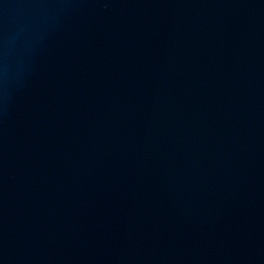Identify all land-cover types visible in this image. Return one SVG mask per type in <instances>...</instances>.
<instances>
[{"label":"water","instance_id":"water-1","mask_svg":"<svg viewBox=\"0 0 264 264\" xmlns=\"http://www.w3.org/2000/svg\"><path fill=\"white\" fill-rule=\"evenodd\" d=\"M0 264H264V0H0Z\"/></svg>","mask_w":264,"mask_h":264}]
</instances>
